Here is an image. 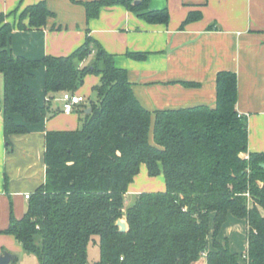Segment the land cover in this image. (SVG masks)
I'll return each instance as SVG.
<instances>
[{"label":"trees","instance_id":"16d2710c","mask_svg":"<svg viewBox=\"0 0 264 264\" xmlns=\"http://www.w3.org/2000/svg\"><path fill=\"white\" fill-rule=\"evenodd\" d=\"M72 1L85 6L88 20L114 5L150 23L170 20L168 9H151L150 0ZM20 9L0 11L8 150L10 135L27 133L29 124L42 121L53 98L77 92L88 74L100 80L93 86L92 111H80L82 127L46 132V180L30 194L21 218L11 210L9 225L0 233L14 235L39 264H91L90 243L100 249L94 264H197L202 259L207 264H264V151L248 150V118L237 109V73H218L214 107L151 111L136 96L127 69L117 66L114 54L90 34L67 55H15L10 45L14 28L41 29L54 15L46 0ZM12 15H18L14 22ZM195 18L189 13L183 25ZM127 54L135 59L148 55ZM42 65L46 104L27 82ZM17 113L24 123L15 120ZM142 164L149 176L164 175L166 189L142 191L124 210ZM230 216L247 222L244 252L219 239ZM123 217L125 232L117 223Z\"/></svg>","mask_w":264,"mask_h":264},{"label":"crops","instance_id":"0c3cea01","mask_svg":"<svg viewBox=\"0 0 264 264\" xmlns=\"http://www.w3.org/2000/svg\"><path fill=\"white\" fill-rule=\"evenodd\" d=\"M38 1L0 0V11L10 13ZM46 2L54 15L48 17L43 28H14L10 45L15 55L30 59L67 55L90 34L114 54L117 66L127 69L136 96L151 111L200 104L214 107L217 75L232 70L238 76L237 109L248 118V150L264 151V0H150L151 9H168L167 24L150 23L123 5L103 7L97 17L88 20L82 3ZM189 13L196 18L183 25ZM17 17L9 19L14 22ZM128 52L148 55L135 59ZM99 80L97 75L92 86ZM27 82L40 103L46 104L45 67L36 69ZM3 91L4 77L0 73V231L8 227L11 210L17 218L24 215L28 208L25 195L46 180V132L78 128L81 109L90 107L82 102L67 114L61 109V94L57 95L49 102L50 110L42 121L29 124L27 133L10 135L12 149L8 150ZM14 118L25 122L21 114ZM240 220L245 221L230 216L225 224L236 227ZM22 250L14 235L0 233V255L8 251L15 256L9 264H17V253ZM197 264H207L206 259Z\"/></svg>","mask_w":264,"mask_h":264},{"label":"rangeland","instance_id":"374dc122","mask_svg":"<svg viewBox=\"0 0 264 264\" xmlns=\"http://www.w3.org/2000/svg\"><path fill=\"white\" fill-rule=\"evenodd\" d=\"M91 58L87 60V62H91ZM97 75L91 74L90 77L84 82V84L79 88L78 92L82 93L86 97V104L90 105L91 101L97 100V94L93 89V81L96 80ZM80 117H83L81 115ZM82 120L78 122V127H82ZM131 191L126 195L125 201V209L131 204H133L136 200V197L141 191H150V190H164L166 189L165 178L163 174H159L157 176L151 177L148 175L147 167L145 164H142L139 174L136 176L132 186ZM139 192H136V191ZM122 220H126L125 217ZM238 225L236 227H229V225L225 224L219 234V239L221 241H225L228 239L230 247L233 251L236 252H244L247 247L246 240V224L245 221H238ZM19 259L17 264H39L38 258L35 255L26 254L25 251H19L18 253ZM100 256L99 245L95 243H90L88 250V259L91 264H94Z\"/></svg>","mask_w":264,"mask_h":264},{"label":"built area","instance_id":"2783aa9c","mask_svg":"<svg viewBox=\"0 0 264 264\" xmlns=\"http://www.w3.org/2000/svg\"><path fill=\"white\" fill-rule=\"evenodd\" d=\"M60 102L62 104V111L70 114L74 111L75 107L86 101L85 95L78 94L77 92L65 91L61 94ZM241 114V113H240ZM248 157V156H247ZM25 197L27 199L30 198V194H26ZM203 257L206 256V252L202 253Z\"/></svg>","mask_w":264,"mask_h":264},{"label":"water","instance_id":"95a60500","mask_svg":"<svg viewBox=\"0 0 264 264\" xmlns=\"http://www.w3.org/2000/svg\"><path fill=\"white\" fill-rule=\"evenodd\" d=\"M92 111V108L91 107H88L85 109V112L89 113ZM118 225L120 226L121 228V231L125 232L128 230V224H127V221L126 220H118ZM15 256L14 254L8 252V251H5L3 254L0 255V264H9L12 259H14Z\"/></svg>","mask_w":264,"mask_h":264}]
</instances>
